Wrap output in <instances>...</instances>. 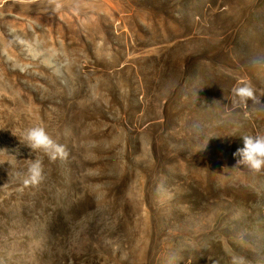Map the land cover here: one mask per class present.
Segmentation results:
<instances>
[{
	"label": "rangeland",
	"instance_id": "obj_1",
	"mask_svg": "<svg viewBox=\"0 0 264 264\" xmlns=\"http://www.w3.org/2000/svg\"><path fill=\"white\" fill-rule=\"evenodd\" d=\"M73 7L0 0V264H264V0Z\"/></svg>",
	"mask_w": 264,
	"mask_h": 264
},
{
	"label": "clouds",
	"instance_id": "obj_2",
	"mask_svg": "<svg viewBox=\"0 0 264 264\" xmlns=\"http://www.w3.org/2000/svg\"><path fill=\"white\" fill-rule=\"evenodd\" d=\"M54 5V10L59 11L64 6V0H50ZM73 11L78 12L79 0H73ZM24 43V41H20ZM258 62V61H257ZM232 95L239 98V101L246 103L249 99H255L254 89L250 84H244L232 89ZM23 139L26 145L32 150H42L50 160H65L68 152L64 145L54 140L42 126H32L24 130ZM243 148L237 150L234 155H239L241 159L237 164H243L253 173L264 171V134L243 136ZM22 177L25 186H38L44 179V169L42 161L33 160L25 173H18ZM233 264H236L234 261Z\"/></svg>",
	"mask_w": 264,
	"mask_h": 264
}]
</instances>
